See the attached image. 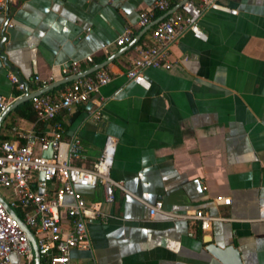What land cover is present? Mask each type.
Instances as JSON below:
<instances>
[{
    "label": "crops",
    "instance_id": "1",
    "mask_svg": "<svg viewBox=\"0 0 264 264\" xmlns=\"http://www.w3.org/2000/svg\"><path fill=\"white\" fill-rule=\"evenodd\" d=\"M154 1L15 0L6 16L0 12V25L12 24L0 29V96L17 95L7 73L33 94L34 76L58 82L62 64L77 62L81 74L117 56L102 68L110 83L93 97L101 121L89 117L90 103L59 112L52 123L18 117L17 105L0 122V142L19 143L20 133L44 134L58 124L62 141H80L74 165L90 169L105 137L115 140L109 176L122 189H113L109 204L99 184L78 189L106 220L86 223L89 247L72 250L69 264H220L208 244L232 246L241 264H264V0L222 1L234 16L203 11L198 26L206 40L184 33L170 47L172 67L144 70L141 87L123 76L133 46L113 41L126 27L133 39L160 18L136 26ZM152 27L138 41L149 42ZM218 196L229 205H215ZM155 202L165 213L202 210L216 220L201 232L195 221L149 216Z\"/></svg>",
    "mask_w": 264,
    "mask_h": 264
},
{
    "label": "built area",
    "instance_id": "2",
    "mask_svg": "<svg viewBox=\"0 0 264 264\" xmlns=\"http://www.w3.org/2000/svg\"><path fill=\"white\" fill-rule=\"evenodd\" d=\"M14 1L0 0V12L6 16L7 6ZM222 1L225 0H186L170 14L158 18L150 31V41H140L133 46L136 57L128 62L124 78L144 87V70H169L174 64L169 60L170 47L184 33L194 40H206L198 26L203 11H219L232 16L236 14ZM170 9L166 0H156L139 13L136 26L144 28L156 19V13L163 14ZM4 27L10 29L11 22L7 20L3 27L0 25V29ZM131 39V31L126 27L113 41V46L122 47L129 44ZM84 62L92 63V58L87 56ZM77 72V62L62 64L59 66L58 80L74 77ZM7 79L17 95L7 98L0 96V114L22 96L26 88V84L12 73H7ZM110 81L109 74L99 69L65 84L54 96L41 94L31 98L29 101L36 121L52 123L59 112H67L87 103L94 106L88 112L89 117L95 122L101 121L99 105L93 97ZM32 82L41 90L54 83L55 79L52 76L44 79L34 76ZM17 137L21 142H0V190L9 192L5 197L7 200L0 196L3 202L0 201V264H13L12 254L17 259L16 264H32L33 260L30 243L8 210L30 231L37 248L39 264H69L72 250H87L89 247L86 223L97 218L106 220L98 205L86 202L78 189L101 185L104 202L107 204L113 201V189H122L120 182L111 180L109 176L116 142L109 136L105 137L99 158L90 169H85L74 165L81 154L79 139L72 137L67 142L62 141L58 124H52L48 133L25 132ZM48 147L50 156L43 158L41 154ZM38 190H41L40 194ZM65 199H69L70 203H65ZM212 202L217 206H226L230 200L218 196ZM148 214L151 217L161 214L173 220L195 221L201 232L207 231L210 223L216 220L202 210L184 214L165 213L160 202L148 206Z\"/></svg>",
    "mask_w": 264,
    "mask_h": 264
},
{
    "label": "water",
    "instance_id": "3",
    "mask_svg": "<svg viewBox=\"0 0 264 264\" xmlns=\"http://www.w3.org/2000/svg\"><path fill=\"white\" fill-rule=\"evenodd\" d=\"M184 1L186 0H181L176 6H174L172 9H170L169 11H167L166 13H164L159 19H162L163 17H165L166 15L170 14L172 11L176 10ZM158 20H155L153 23H151L149 26H147L145 28V30L149 29L150 27H152L154 24H156ZM144 30V31H145ZM143 31V32H144ZM142 32V33H143ZM142 33H139L137 36H135L131 41L130 43L128 44V48L134 46L140 36L142 35ZM117 56H112L110 57L108 60H106L104 63L100 64V65H97L91 69H89L88 71L84 72V73H81V74H77L75 75L74 77H71V78H66L64 80H60L58 82H55L51 85H49L48 87L44 88V89H41L39 90L38 92L36 93H33V94H28L27 91H26V88L25 90L22 92V96L16 98L11 104L8 105V107L0 114V122L3 120L4 116L9 112L11 111L13 108H15L17 105L23 103V102H26V101H29L31 98L35 97V96H38V95H41V94H44L46 92H48L49 90L51 89H54L58 86H61V85H64L74 79H78V78H81V77H84L96 70H99V69H102L107 63H109L111 60H113L114 58H116ZM41 156L43 158H48L50 156V148L48 147V149L44 152H42ZM42 178V174L39 175V179L41 180ZM38 193L40 194L41 193V190H38ZM0 201L2 202V200L0 199ZM3 203V202H2ZM6 207V206H5ZM8 209V208H7ZM8 212L11 214V216L17 221L18 223V226L19 228L23 231V233L26 235L29 243H30V246H31V249H32V254H33V264H39V257H38V254H37V248H36V245H35V242H34V239L30 233V231L27 229V227L22 223L20 222L15 214L8 210ZM205 250L213 257L215 258L220 264H241L240 262V258H239V255H238V252L236 249H234L232 246L230 245H227L223 248H220L218 246H215L213 244H208L205 248Z\"/></svg>",
    "mask_w": 264,
    "mask_h": 264
},
{
    "label": "trees",
    "instance_id": "4",
    "mask_svg": "<svg viewBox=\"0 0 264 264\" xmlns=\"http://www.w3.org/2000/svg\"><path fill=\"white\" fill-rule=\"evenodd\" d=\"M176 3H177L176 1L171 2V3H169V6L173 7ZM138 42H140V41H138ZM50 92H52V90L49 92H46L44 94L48 95ZM14 110L17 112L18 117H20L22 119H25L27 121H34L35 120L34 113L31 109L30 101H26V102L19 104Z\"/></svg>",
    "mask_w": 264,
    "mask_h": 264
},
{
    "label": "rangeland",
    "instance_id": "5",
    "mask_svg": "<svg viewBox=\"0 0 264 264\" xmlns=\"http://www.w3.org/2000/svg\"><path fill=\"white\" fill-rule=\"evenodd\" d=\"M9 195V192H7L6 190H0V196L4 197L5 200H7L5 197ZM18 213V212H16Z\"/></svg>",
    "mask_w": 264,
    "mask_h": 264
}]
</instances>
